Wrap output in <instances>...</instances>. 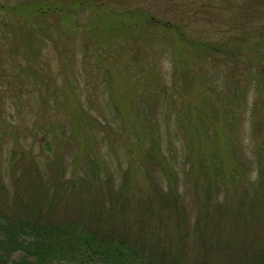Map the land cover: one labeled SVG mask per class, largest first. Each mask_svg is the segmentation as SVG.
<instances>
[{
  "label": "rangeland",
  "instance_id": "374dc122",
  "mask_svg": "<svg viewBox=\"0 0 264 264\" xmlns=\"http://www.w3.org/2000/svg\"><path fill=\"white\" fill-rule=\"evenodd\" d=\"M89 1L0 0V184L6 187V202L17 190L25 191L17 178L31 167H39L46 184L57 171L67 179L76 170L104 195L107 187H119L126 176L127 138L133 142L138 134L149 138L152 133L163 152L170 144L178 156L188 125L192 130L221 112L231 115L236 88L243 93L239 136L245 142L251 139L254 89L247 86L253 70L250 53L245 57L248 47L240 58L244 65L233 69L225 53L212 50L216 56H198L200 50L174 45L172 31L158 25L160 31H154L150 22L148 28L124 33L99 28L123 9L130 12L124 20L145 10L164 20L183 17L202 36V29L221 27L239 12L242 0ZM49 5L57 8L49 10ZM75 21L77 26L69 25ZM191 26L183 28L194 36ZM84 112L96 119L92 128ZM76 127L79 136L74 139ZM21 152L32 154L35 162L30 165ZM56 190L58 196L53 188L33 193L41 198L43 209L48 202L68 201L65 208L58 205L61 217L73 216L77 202L90 206L86 194L65 196ZM18 257L13 254L4 264H15L12 260Z\"/></svg>",
  "mask_w": 264,
  "mask_h": 264
},
{
  "label": "trees",
  "instance_id": "16d2710c",
  "mask_svg": "<svg viewBox=\"0 0 264 264\" xmlns=\"http://www.w3.org/2000/svg\"><path fill=\"white\" fill-rule=\"evenodd\" d=\"M240 3V11L230 20L202 29V36L183 17L164 20L145 10L124 20L129 10L123 9L99 28L124 33L148 28L150 22L154 31H160L157 25L172 31L174 45L200 50L198 56H216L212 50L225 53L234 62L233 69L242 64L241 54L248 47L245 57L250 53L253 70L247 86L254 89L251 139L245 142L239 136L243 93L236 88L231 115L221 112L192 130L188 125L178 156L170 144L163 152L152 133L149 138L138 134L133 142L127 138L126 176L119 187H107L104 195L76 170L67 179L57 171L46 184L39 167H31L17 178L25 191L17 190L12 201L3 199L6 187L0 184V264L16 253L15 264H264V0ZM188 25L194 36L186 32ZM81 115L92 128L96 119L86 112ZM79 129H73L72 138L77 139ZM21 154L30 165L35 162L32 154ZM28 173L33 177H26ZM51 188L56 196L57 188L65 196L86 194L90 206L77 202L74 215L62 217L60 201L48 202L43 209L33 190L45 193Z\"/></svg>",
  "mask_w": 264,
  "mask_h": 264
}]
</instances>
